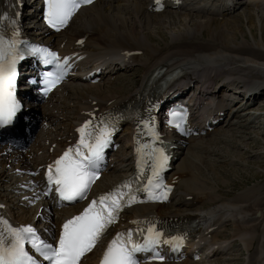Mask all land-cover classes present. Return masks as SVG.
Here are the masks:
<instances>
[{"label": "bare ground", "instance_id": "6f19581e", "mask_svg": "<svg viewBox=\"0 0 264 264\" xmlns=\"http://www.w3.org/2000/svg\"><path fill=\"white\" fill-rule=\"evenodd\" d=\"M196 1L197 0H161L155 7L160 8L161 5L167 4V7L183 8L198 14L201 13V16L206 14V18H199L198 16L191 17L189 15L172 17L171 13H165V11L161 13H152L150 9L153 7V0H99L90 6L80 8L70 21L67 28L57 35L48 34V32L43 31L40 28L39 24L34 23L31 34L34 35V38L37 41L41 40L43 43L53 44L57 49L64 53L78 52L85 59L94 61H101L105 59V57L123 58L128 62L130 61L134 63L135 66L139 65L140 73L138 76L136 75L137 79L136 83H134V90L132 93H128L121 97H114L120 93V88L117 87L116 89H118V93L112 89H108L107 94H111V96L104 99H96L100 97L98 94L104 92V89L101 91L100 87L87 86L86 88L88 89L85 90L86 88L79 87L78 82L69 85L71 88L73 87L70 91L67 90L66 92L65 90L67 87L64 89L63 86L53 91L46 102L52 101L54 94H58L61 90L69 95L67 94V96L64 97V100L61 103L62 108L61 104L57 107L54 105L51 106L49 103L48 105L42 106V114L38 119L42 126L47 127H52L54 124L60 125L59 122L62 121L64 124L61 127L64 129L58 128L59 131L56 133V136L51 138H47L48 131H44L45 139L43 140V146L38 145L35 147L34 145L29 151L24 153L17 151L9 153L8 148L0 149V182L4 184L6 183V180H8L7 177L9 178L8 173L4 171L6 166L8 169L11 168L10 170H13V173L15 170H33L35 167L41 165L42 162L55 157L64 145L68 143L69 137L73 134L74 126L82 121L89 113L99 111L108 112L116 108H124L136 99L144 96L146 92V83L149 81L152 71L157 67L159 70H163L164 73L162 76L172 72L174 69H178L179 78L181 80L180 82H185L187 80L192 81L194 78H202L205 81L210 75L213 76V79H211L213 82L211 83L223 82L225 85L229 86L240 84L241 86L247 85L255 89L258 88L257 86L259 84H264V81H253L252 79L255 78L252 77L248 79L243 75L244 73H237L232 78H229L228 76H225V74H227L226 72L218 73L211 69V67L219 69L222 63L224 64L227 62V64L235 63L241 66L264 70V50L260 49V47L264 48V17L262 15L255 16L254 13H252L253 11L250 12L253 8H262L264 0H254L249 6H244L246 2L242 4L241 0H238V2H235V0H202L204 2L207 1L203 8L199 5V0ZM32 2L33 4L38 3L37 0H33ZM15 3L18 4V2H14V0H0V17H3V20L0 21V35L4 36L5 32L8 31L10 19L7 18V16L11 15L13 8L17 6ZM235 3L239 8L242 6L244 7V11L239 18L246 21L247 25L241 23V21H239L240 19L233 20V23H228V20H223L224 14L227 13ZM197 7L199 8V11L195 10ZM207 7L208 10H206ZM233 10L235 11L236 9L233 8ZM218 14H221L222 17L220 21L215 20V18L219 19L217 18ZM151 15H153V17ZM166 16H168L166 18V21L168 22H164L160 27H164L165 25L168 27L173 26L175 27L174 29H176V32L174 30L172 34H168H171L168 38H162L155 42V39L157 40V38L153 36H155V34L161 36L162 34L157 31L158 28H156L157 32L150 30L153 24L158 22L156 20L151 22V18L156 19ZM255 19L257 20L259 28V36L254 30ZM161 21H163V19ZM76 22L79 24L73 30L72 34H68V29H70V27ZM241 24L245 27L248 26L247 36L250 37V40L247 36L238 34L242 31ZM157 25L159 24L157 23ZM234 33L235 36H233ZM200 38H207L208 42L199 41ZM169 40L170 43H168ZM238 40H240V42ZM79 41L82 46L75 47V44ZM224 56L228 57V59L224 58ZM140 62L141 64H139ZM242 68L243 67H240V69ZM231 72L233 71L231 70ZM116 81H120V83L124 82L121 78H117ZM138 83H140V86L136 88ZM205 85L209 84L205 82ZM206 91H210L208 86L206 87ZM219 92L220 91L217 93V98L222 99L226 96L225 92ZM70 93L75 96L74 98L78 100L79 104L73 107V110L70 112V117H67L63 114L65 112L63 110L61 111V109L65 110L67 108L64 107V104L67 99L71 98ZM103 95L106 96L105 94ZM91 100L97 101V103L92 106L88 103ZM210 100V97L206 100L205 98L202 99L205 103L199 106V110L201 111L200 120L202 121H205L207 117L211 116L216 109L217 111H221L223 107L222 102H219L215 108L209 107L207 103ZM251 105H253V103L248 107ZM26 107L29 110L34 111V108L30 105L27 104ZM257 107L260 109L262 106ZM52 111L53 114H59V120L61 121L57 120L58 117H54L53 121L51 120V118L55 116L51 114ZM46 117H48V119H46ZM49 119L50 122H48ZM50 123L52 124L50 125ZM202 125H204V123ZM135 126L136 124L134 121L129 122L126 129L119 135V140L123 144L122 150L125 153L129 152L127 139L131 135V131ZM53 129H55V126ZM216 131L217 130L215 129L212 133L206 134L205 136L208 137L211 136V134L213 136ZM59 132L60 135L58 136ZM202 138H198L193 142L195 143L197 141V143H200L201 141L198 142V140H201ZM225 141L233 144V142L225 137L224 140L222 139V142L219 140V143ZM202 147L206 148L204 145L200 146V148L197 147L201 153L204 151ZM40 151H43L44 153L36 158V154ZM174 154L177 155L178 151H175ZM178 167V171L171 173L168 183L173 186L179 184V186H182V189L184 188V191L179 198L180 206L191 210L193 213L183 214L180 211L167 213L163 210L166 205H161L138 207L133 210L134 214H136L137 211H140L138 215L156 213L159 216L172 218L175 224L181 222L191 223L197 219L201 221L202 228V230L198 231L199 234H203V231H209L214 227H218V225H222L225 221L231 222L232 225L235 226L234 236L238 237L239 241L241 240L246 246L245 251H247L249 257L246 263L264 264V186L262 189H259L258 187L247 189L228 201L217 202L216 206L203 210V207L207 202L213 203L214 198H218L217 200L221 199L218 196H212L211 194H205L202 196L198 195L197 192L201 193L202 191H200V189H204V187H199L197 166L194 165L189 158H183ZM212 168L210 169L212 174H209L218 178L217 171L215 172ZM222 169L219 168V170ZM221 173H223V175L226 174L224 173V170ZM248 174H250L249 176H254L251 171H248ZM259 176L255 175V178H259ZM110 177L111 175L109 174L103 176V178L97 183L98 191L105 190L113 185ZM242 179L243 181L240 179L242 183L238 184L239 182H237V184H231V186L228 183L226 187L237 189L239 186H242L241 184H243V182L245 185L247 182H250L247 177ZM179 181L180 183H178ZM7 187L11 189L13 184L11 187L10 185H7ZM217 187H219V185H217ZM1 202L3 204L2 206L6 207L3 201ZM77 207V205H74L60 211L55 210L54 214L56 217L63 218L69 216L70 211L71 213L75 212ZM12 208L18 218V220L17 218L15 219V223L24 224L25 219L28 218L26 217V213L22 211L20 206L14 205ZM35 211L33 214H38V212ZM203 217L205 219H203ZM50 221L52 222V219H50ZM49 226H51V224H49ZM204 241L208 243V245H217V243H219L216 239L214 240V238L208 240L204 239ZM95 257L96 253H91L84 260L83 264L92 263ZM181 264H191V262L185 260Z\"/></svg>", "mask_w": 264, "mask_h": 264}, {"label": "snow or ice", "instance_id": "6c2138e0", "mask_svg": "<svg viewBox=\"0 0 264 264\" xmlns=\"http://www.w3.org/2000/svg\"><path fill=\"white\" fill-rule=\"evenodd\" d=\"M92 0H44V19L50 28L57 31L65 24L73 13ZM3 17H0V21ZM18 32H13L11 38L0 35V127L11 123L18 110V104L13 96L14 80L16 77L17 61L23 59V53L18 45ZM31 52L38 54L44 63L50 59L55 61L58 74L53 80L45 81V94L51 86L58 83L67 67L68 58L63 62L55 52L47 48L32 46ZM52 75L46 73V76ZM176 115V114H172ZM103 123V122H102ZM169 123H173L169 120ZM91 121H85L76 131L80 134L75 148L69 147L48 166L46 179L49 187L55 185V192L62 201L83 199L96 173L92 171L95 163L101 159L104 148L108 146L111 130L107 126L92 128ZM175 126L179 129L180 124ZM156 134L153 132V137ZM142 147L146 148L147 145ZM86 148L87 151H82ZM140 151V149H138ZM167 156L162 149H152L151 174L148 183L144 185L148 199H167L170 189L162 187L160 174L167 164ZM139 169V159L137 161ZM125 182L111 192L91 201L83 211L66 220L61 226L59 238L55 245L42 240L30 225L13 227L0 217V264H37V261L26 250L25 245L31 246L48 264H78L80 258L90 251L109 225L116 222L119 211L125 204L137 201V197L129 191L126 195L123 189H130ZM160 188L161 193L154 195L152 189ZM45 195L48 194L46 191ZM131 223H141L132 221ZM162 233L156 230V225L148 223L143 233V243L132 238V232L117 233L103 252L100 264H138L136 253L149 251L161 242ZM164 243H170L164 240ZM183 243L182 237H172L171 244L178 248ZM163 260L162 256H155Z\"/></svg>", "mask_w": 264, "mask_h": 264}, {"label": "rangeland", "instance_id": "374dc122", "mask_svg": "<svg viewBox=\"0 0 264 264\" xmlns=\"http://www.w3.org/2000/svg\"><path fill=\"white\" fill-rule=\"evenodd\" d=\"M252 1H254V0L244 1V3L245 2L247 3V4L245 3L244 6H249L250 3H252ZM206 2L207 1L204 2L202 0L201 1L199 0V5L203 8V7H205L204 4ZM242 7L235 10L234 13L225 16L223 20H228L227 21L228 23H233V20L240 19L239 21H241V23H243L244 25H247L246 21H243V20H241V18H239L242 15L241 13L244 11L243 10L244 7L243 8ZM189 9H191V8H189ZM195 10L199 11V8L197 7ZM206 10H208V7ZM167 12L171 13L172 17H176V16L178 17V15H180V16L189 15L191 17L198 16L199 18H206V16H205L206 14L205 15L203 14V16H201V13L198 14L196 12H192V11L185 10V9L178 11V12L174 11V10L165 11V13H167ZM250 12L254 13L255 16L262 15L264 17V5L262 8H259V9L253 8L250 10ZM151 16L153 17V15H151ZM167 17L168 16L163 17V18L159 17L156 19L151 18V22H153V20L154 21L156 20V21H158L157 23L159 25H157V23L153 24V26L150 28V30L154 31V32L158 31V32H160V34H162L161 36H158L156 34H155V36H153V37L157 38V40L155 39V42H157L159 39H162V38H168L174 32V30L176 32V29H174L175 27H173V26L168 27L167 25H165L166 27L165 26L160 27V25H163L164 22L165 23L168 22V21H166ZM162 19H163V21H161ZM191 19H193V18H191ZM220 19L215 18V20H218V21H220ZM218 21H216V22H218ZM254 22H255L254 30L257 33V35L259 36L260 33H259L257 20L255 19ZM78 24L79 23H77V22L74 23V25H72V27H70V29H68L67 33L72 34L73 30L76 28V26ZM243 24H241L242 31H241V33H238V34L243 35V36H247L248 35V26L245 27ZM156 28H158V30ZM243 28H244V30H243ZM169 33H171V34L168 35ZM197 34H199V33H197ZM233 36H235V33L233 34ZM247 37L250 40V37L249 36H247ZM207 40H208L207 38H205V39L200 38L199 39V41H202V42H208ZM238 41L240 42V40H238ZM168 43H170V40L168 41ZM253 47H255V46H253ZM260 49L264 50V48H262V47H260ZM224 58L228 59V57H226V56H224ZM139 64H141V62ZM222 64L220 65V70L227 73V74H225L226 77L228 76L229 78H232L237 73L238 74L244 73L243 75H245L248 79H250L252 77V78H255L252 80L264 81V70H259L256 68L254 69V68H250V67H246V66H241V65H237L235 63L234 64L233 63L227 64V62H225L223 64L225 67ZM240 67H243V68L240 69ZM231 70L233 72H231ZM139 73H140L139 65L138 66L136 65V67L133 70H130V71L125 72V73H120L117 76L118 79L121 78L124 81L123 83H120V81L115 80V82L113 83L114 85L113 84L109 85L107 83H103L101 85H96L97 87L101 88V91L104 89V92H101V94H98L100 96L99 98H96V97H93V98L104 99V98L111 96V94H107L108 89L109 90L112 89L118 93V89H116L117 87L120 88V93L118 95H115L114 97H117V96L121 97V96H124L128 93L129 94L132 93V91L134 90V83H136V79H137V76L139 75ZM216 79H219V78H216ZM69 85H71V84H69ZM69 85L66 86L67 87L65 90L66 92H67V90L70 91L73 88V87L71 88V86H69ZM78 85H79V87H82V88H86L87 86L95 87V85L92 86V85L84 84V83H79ZM64 89H65V87H64ZM87 89L88 88H86L85 90H87ZM91 89H94V88H91ZM61 91L58 94H54V97L52 98V101L49 103V105H51V106L54 105L56 107L60 106V104L64 100V97L67 96V94H68L64 91H62V92ZM263 92H264V90H263ZM117 93H115V94H117ZM103 94H105L106 96H104ZM101 96H104V97H101ZM263 96L256 97V99L253 102V105H251L250 107H247L246 109L240 108V111L236 112L234 115L230 116L229 119L226 120V121L230 120V122L228 124L227 123L225 124V122H223L221 125H219L216 128L217 131L214 132L215 134L213 136H212V134H211V136H208V137L202 136L203 138L201 137L202 139L198 140V142L201 141L200 143H197V141L195 143L193 141H192L193 143L190 142L189 146L186 145L184 150L179 152V154L177 155V160H176V163H175V166H174V169L172 172L178 171V168H179L178 166L181 164V160L183 158H185V157L189 158L193 162V164L197 166V169H198L197 170V173H198L197 177L199 178L198 179L199 187L200 186L204 187V189H200L198 187L200 189V191L203 192V193L201 192L202 194L197 192L198 195L202 196L205 194H208V195L211 194L212 196H218L221 199V200H217L218 198H214L213 203L207 202V204H205V206L203 207L204 208L203 210H206L207 208H212V207L216 206L217 202L228 201V200L234 198L235 196L239 195L242 191H246L247 189H251V188H255V187H258L259 189L263 188V186H264V180H263L264 179V114H263L264 98H263ZM70 97L71 98L67 99L65 101V104H64V107H67V108L65 110L61 109V111L63 110L65 112L63 114H65L67 117L68 116L70 117V112H71V110H73V107L77 106L79 104L78 100L76 98H74L75 96L73 94L70 93ZM88 103L91 104L92 106H94L97 103V101L91 100ZM257 106H262V107L259 109ZM61 108H62V104H61ZM54 111H58V110H54ZM51 114H53V111ZM53 115H55V116H53L51 118L52 121L54 120L53 119L54 117H58L57 120L61 121V120H59L60 119L59 114L58 115L53 114ZM46 119H48V117H46ZM48 122H50V119ZM51 124L52 123H50V125ZM59 124L60 125L54 124L52 127H48V129L46 130V131H48L47 132V138L55 137L56 133H58V131H59L58 128L64 129L63 127H61V126H63L64 123L61 121V122H59ZM54 126H55V129H53ZM43 132L44 131H38L35 135V139H34L35 144L34 145L36 147L38 145L43 146V144H44L43 140L45 138H44ZM236 132H237V134H236ZM59 135H60V132H59L58 136ZM224 137L227 138L228 140H230L231 142H233V144L227 143L226 141L223 143H219V140L222 142V139L224 140ZM203 145L206 148L202 147V149H204L205 152L203 151L201 153V151L198 150L197 147L200 148V146H203ZM234 146H236L238 149ZM189 148H190V150H189ZM198 151H199V153H198ZM243 152H244V154H243ZM43 153H44L43 151H40L39 153H37L36 158L41 156ZM196 154L197 155L199 154V155L197 156ZM212 166H213V168H212ZM175 168H176V170H175ZM211 168L214 169L215 172L217 171L216 173H217L218 178H216L214 175H210V174H212L210 172ZM219 168L220 169L223 168V169L219 170ZM7 169L8 168L6 166L4 171L8 173L9 178L7 177V179L9 181L6 180V183H4V184L0 182V186H1L0 187V200L5 203L8 210L11 212V214L13 216L15 213L13 211L14 209L12 208V206L18 205L17 204V198L14 197V195L11 192V189L13 187L10 189L9 187H7V185H10V187H11L13 184V181L19 180L20 178L13 177V175H11V172L13 170H10L11 169L10 168V169H8L9 170L8 171ZM223 170H224V173H226L224 175H223V173H221ZM248 171H251V173H253L254 176H249L250 174H248ZM0 173H1V171H0ZM219 173H220V175H223V176H220ZM118 174H120V173H118ZM255 175L256 176L260 175V176H259V178H255ZM213 176L215 177L216 182L214 181ZM246 177L248 178V181H250V182H247L246 185L243 182L244 185L241 184L242 186H239V188H237V189H233V188L230 189L229 187H226L228 185V183L230 186H231V184H237V182H239L238 184H240V183H242L240 181V179L243 181L242 178H246ZM178 183H180V181ZM200 184H202V185H200ZM217 185H219V187H217ZM183 191H184V188L182 189V186H179V184H176V190H175V194L173 196V199L171 200L170 204L166 205L165 208L163 209L165 212H167V213H170V212L173 213L176 211H180L181 213L191 212V211H189V209H185V208H182L180 206L179 198L181 197V193ZM15 217H16V215H15ZM13 219L15 220V218H13ZM212 232H214V235H212L213 236L212 238H214V240L216 239L219 242L218 244L223 246L222 250L224 249L225 252H223L222 254L215 255L214 257H211L209 259V261L205 262V264H247L246 261L248 260V255H247L248 253H247V251H245L246 246L243 244V242L241 240L239 241L238 237L234 236L235 226L232 225L231 222L225 221L222 225L215 228Z\"/></svg>", "mask_w": 264, "mask_h": 264}]
</instances>
